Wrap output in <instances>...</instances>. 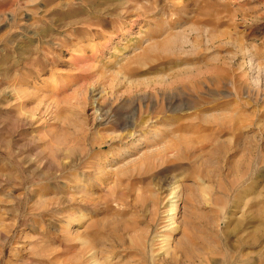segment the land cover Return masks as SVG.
I'll use <instances>...</instances> for the list:
<instances>
[{
    "label": "rangeland",
    "instance_id": "rangeland-1",
    "mask_svg": "<svg viewBox=\"0 0 264 264\" xmlns=\"http://www.w3.org/2000/svg\"><path fill=\"white\" fill-rule=\"evenodd\" d=\"M0 264H264V0H0Z\"/></svg>",
    "mask_w": 264,
    "mask_h": 264
},
{
    "label": "bare ground",
    "instance_id": "bare-ground-1",
    "mask_svg": "<svg viewBox=\"0 0 264 264\" xmlns=\"http://www.w3.org/2000/svg\"><path fill=\"white\" fill-rule=\"evenodd\" d=\"M179 196L178 195H176L175 196V201L173 202V208H172V212H171V214H170V216H174L175 215V213H176V210H177V206H178V198ZM171 220V218L169 219V221ZM193 241H194V239H193ZM196 241V240H195ZM189 243V242H188ZM189 244H191V243H189ZM193 244V243H192ZM186 247V246H185ZM192 249V248H191ZM190 255V254H189ZM187 256H188V253H187ZM190 256H192V255H190ZM188 258H190V257H188ZM191 259V258H190Z\"/></svg>",
    "mask_w": 264,
    "mask_h": 264
}]
</instances>
